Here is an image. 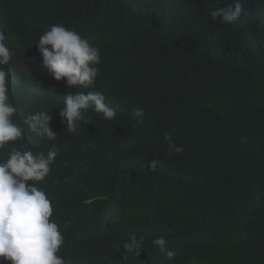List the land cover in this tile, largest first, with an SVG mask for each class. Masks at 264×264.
<instances>
[{
  "label": "trees",
  "instance_id": "1",
  "mask_svg": "<svg viewBox=\"0 0 264 264\" xmlns=\"http://www.w3.org/2000/svg\"><path fill=\"white\" fill-rule=\"evenodd\" d=\"M235 3L239 23L211 19L208 9ZM58 23L100 49L94 90L117 112L107 121L89 108L85 128L54 130L59 155L43 186L72 264H156L161 235L177 253L164 264H264V0H0L17 121L83 91L22 73L44 68L37 39ZM136 107L146 116L133 127ZM165 132L182 154H166ZM28 137L45 153L56 143ZM71 230L100 234L76 256ZM130 235L141 254L123 260Z\"/></svg>",
  "mask_w": 264,
  "mask_h": 264
},
{
  "label": "clouds",
  "instance_id": "2",
  "mask_svg": "<svg viewBox=\"0 0 264 264\" xmlns=\"http://www.w3.org/2000/svg\"><path fill=\"white\" fill-rule=\"evenodd\" d=\"M220 2L217 0V4ZM208 10L212 20L220 19L224 24L235 25L247 16L242 17L240 3ZM37 40L44 68L29 64L22 73L34 77L41 73L51 76L61 85L66 82L68 87L82 88L83 91L75 96L67 95L63 105L61 96L57 95L60 103L52 99L51 112L26 114L22 121H17L18 107L10 98L9 73L4 67L11 62V50L7 46L4 30L0 29V264H72L63 251L64 233L55 217V209L49 198L52 195L43 186L52 177L54 161L59 155L54 130L63 124L69 133L85 128L82 123L91 122L84 114L89 108L107 121L117 116L116 110L106 103V96L94 90L100 72L98 65L102 63L98 47L77 30L59 23L52 24ZM17 80L26 82V79H14L13 82L17 84ZM23 88L38 100L46 99L41 92L34 91L28 85ZM145 116L143 108L133 109V127L142 125ZM25 133L34 134L40 141L56 143H52L45 153L41 151L40 142L34 143L33 137L25 139ZM163 136L169 157L184 152V146L177 144L172 134L165 132ZM36 145L40 151H37ZM157 164V160H152L149 166L155 169ZM107 223H110V219ZM99 234L83 239L75 231H69L71 251L76 256L81 249L89 251ZM151 243L160 251L156 264H164V256L172 260L177 255L174 249L168 247L167 238L163 235L155 237ZM122 248L123 260L132 254L139 256L141 241L135 235H130ZM94 256L105 258L107 255L98 250Z\"/></svg>",
  "mask_w": 264,
  "mask_h": 264
}]
</instances>
